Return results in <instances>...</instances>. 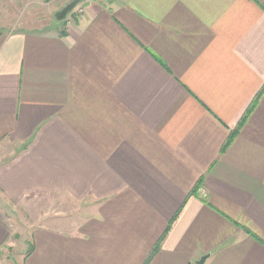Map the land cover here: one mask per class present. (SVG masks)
Instances as JSON below:
<instances>
[{
	"label": "crops",
	"instance_id": "crops-1",
	"mask_svg": "<svg viewBox=\"0 0 264 264\" xmlns=\"http://www.w3.org/2000/svg\"><path fill=\"white\" fill-rule=\"evenodd\" d=\"M86 1L0 0V194L79 209L23 264H264V0Z\"/></svg>",
	"mask_w": 264,
	"mask_h": 264
},
{
	"label": "rangeland",
	"instance_id": "rangeland-1",
	"mask_svg": "<svg viewBox=\"0 0 264 264\" xmlns=\"http://www.w3.org/2000/svg\"><path fill=\"white\" fill-rule=\"evenodd\" d=\"M63 1L68 0H36L28 4L23 3L16 9L14 19L27 21L25 26L44 25L50 22L49 19L54 16L58 5ZM86 3V0H80L72 11L73 14ZM76 204V201L64 197H36L13 203L0 194V221L8 231L7 240L1 246L0 264H23L25 254L30 248V233L33 227L60 214L67 218L77 217L74 216L75 212L77 214L79 211Z\"/></svg>",
	"mask_w": 264,
	"mask_h": 264
},
{
	"label": "water",
	"instance_id": "water-1",
	"mask_svg": "<svg viewBox=\"0 0 264 264\" xmlns=\"http://www.w3.org/2000/svg\"><path fill=\"white\" fill-rule=\"evenodd\" d=\"M80 0H73L70 3H68L67 5H65L61 10L57 11L55 13V18L57 21H63L65 20L68 15L75 9V7L79 4ZM208 255H204L200 261H198L199 264H203L206 259H207Z\"/></svg>",
	"mask_w": 264,
	"mask_h": 264
},
{
	"label": "trees",
	"instance_id": "trees-1",
	"mask_svg": "<svg viewBox=\"0 0 264 264\" xmlns=\"http://www.w3.org/2000/svg\"><path fill=\"white\" fill-rule=\"evenodd\" d=\"M241 125H242V123H241ZM239 127H240V126H239ZM239 127H238V128H239ZM238 128H237L235 131H233V132L231 133V136H230L229 140H228L227 143L225 144V148L231 143V141H232V140L234 139V137L236 136V134H237V132H238ZM202 183H203V179H201V180L199 181V183L197 184V186H200ZM193 192H194V191H193ZM191 194H193V193H191ZM178 215H179V213L175 216V219L178 217ZM169 228H170V225H169ZM32 248H33L32 245H30V248L28 249L27 254L31 252Z\"/></svg>",
	"mask_w": 264,
	"mask_h": 264
}]
</instances>
